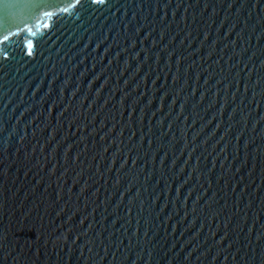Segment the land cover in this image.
Masks as SVG:
<instances>
[{"label": "water", "instance_id": "water-1", "mask_svg": "<svg viewBox=\"0 0 264 264\" xmlns=\"http://www.w3.org/2000/svg\"><path fill=\"white\" fill-rule=\"evenodd\" d=\"M0 264H264V0L0 8Z\"/></svg>", "mask_w": 264, "mask_h": 264}, {"label": "snow or ice", "instance_id": "snow-or-ice-1", "mask_svg": "<svg viewBox=\"0 0 264 264\" xmlns=\"http://www.w3.org/2000/svg\"><path fill=\"white\" fill-rule=\"evenodd\" d=\"M18 0H0V8H3L7 4H15ZM97 3H103L104 0H96ZM29 54H31V50H29Z\"/></svg>", "mask_w": 264, "mask_h": 264}]
</instances>
